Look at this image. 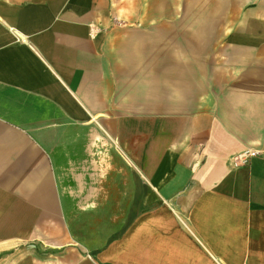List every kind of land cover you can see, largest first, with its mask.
Listing matches in <instances>:
<instances>
[{
    "label": "crops",
    "instance_id": "obj_1",
    "mask_svg": "<svg viewBox=\"0 0 264 264\" xmlns=\"http://www.w3.org/2000/svg\"><path fill=\"white\" fill-rule=\"evenodd\" d=\"M0 264H264V0H0Z\"/></svg>",
    "mask_w": 264,
    "mask_h": 264
},
{
    "label": "built area",
    "instance_id": "obj_2",
    "mask_svg": "<svg viewBox=\"0 0 264 264\" xmlns=\"http://www.w3.org/2000/svg\"><path fill=\"white\" fill-rule=\"evenodd\" d=\"M261 152L257 149L246 148L234 157V163L237 165H248L253 157L259 156Z\"/></svg>",
    "mask_w": 264,
    "mask_h": 264
}]
</instances>
